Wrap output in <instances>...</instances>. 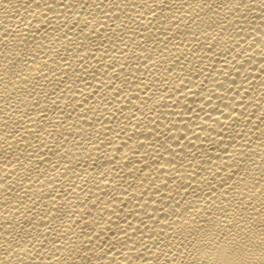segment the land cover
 Listing matches in <instances>:
<instances>
[{
	"label": "bare ground",
	"instance_id": "obj_1",
	"mask_svg": "<svg viewBox=\"0 0 264 264\" xmlns=\"http://www.w3.org/2000/svg\"><path fill=\"white\" fill-rule=\"evenodd\" d=\"M262 251L264 0H0V264Z\"/></svg>",
	"mask_w": 264,
	"mask_h": 264
},
{
	"label": "snow or ice",
	"instance_id": "obj_2",
	"mask_svg": "<svg viewBox=\"0 0 264 264\" xmlns=\"http://www.w3.org/2000/svg\"><path fill=\"white\" fill-rule=\"evenodd\" d=\"M237 243H238V247H240L242 251H246L249 254H251V251L248 246V242L245 241V238L239 237ZM259 264H264V251L261 252Z\"/></svg>",
	"mask_w": 264,
	"mask_h": 264
}]
</instances>
